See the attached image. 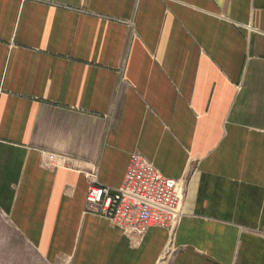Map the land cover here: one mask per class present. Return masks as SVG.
Here are the masks:
<instances>
[{"label": "crops", "instance_id": "0c3cea01", "mask_svg": "<svg viewBox=\"0 0 264 264\" xmlns=\"http://www.w3.org/2000/svg\"><path fill=\"white\" fill-rule=\"evenodd\" d=\"M133 153L172 232L85 209ZM0 216L50 264H264V0H0Z\"/></svg>", "mask_w": 264, "mask_h": 264}, {"label": "built area", "instance_id": "2783aa9c", "mask_svg": "<svg viewBox=\"0 0 264 264\" xmlns=\"http://www.w3.org/2000/svg\"><path fill=\"white\" fill-rule=\"evenodd\" d=\"M42 164L53 168L54 155L49 154ZM183 191L182 180L162 176L141 154L133 153L118 188L89 185L85 209L130 236H142L152 226L172 232L182 216Z\"/></svg>", "mask_w": 264, "mask_h": 264}, {"label": "rangeland", "instance_id": "374dc122", "mask_svg": "<svg viewBox=\"0 0 264 264\" xmlns=\"http://www.w3.org/2000/svg\"><path fill=\"white\" fill-rule=\"evenodd\" d=\"M0 264H50L0 216Z\"/></svg>", "mask_w": 264, "mask_h": 264}]
</instances>
